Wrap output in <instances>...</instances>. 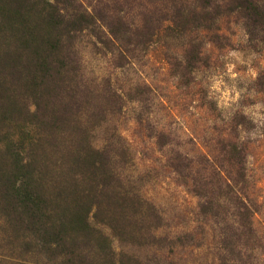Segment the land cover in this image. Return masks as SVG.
<instances>
[{"label":"rangeland","instance_id":"1","mask_svg":"<svg viewBox=\"0 0 264 264\" xmlns=\"http://www.w3.org/2000/svg\"><path fill=\"white\" fill-rule=\"evenodd\" d=\"M82 1L128 34L43 43L46 4L23 27L0 0V264H264V22L185 0L163 31L175 1Z\"/></svg>","mask_w":264,"mask_h":264},{"label":"trees","instance_id":"2","mask_svg":"<svg viewBox=\"0 0 264 264\" xmlns=\"http://www.w3.org/2000/svg\"><path fill=\"white\" fill-rule=\"evenodd\" d=\"M41 3H45L47 9L42 12L39 17L37 25H45L46 31L49 32L48 28L55 29V35L61 38L62 32L69 33L72 31H79L81 27L91 28L93 31L97 27H104L106 38L102 40L99 37V40L104 43L107 47L115 46V43L122 39V37L130 31L129 25L125 22L124 16L114 17L109 14L107 9L103 8H87L84 5L82 0H39ZM175 1L176 11L172 12V14L167 13L164 18H162V22L166 23L163 27L164 30L173 29V26L176 22L179 21L178 18L181 16L186 20L189 19V16L184 14V8L182 7L183 0L180 2L179 0H171ZM7 2H11L15 5V9L13 11L14 20H18L23 23V27L28 25V17L32 14V8L34 5L36 6L38 3H31V0H7ZM179 5V6H177ZM77 7L76 13L70 14L69 7ZM226 8L229 12L236 13L242 12L245 14V17L251 22L252 25H256V23L261 24L264 22V0H195V14H198L199 19H206L209 21H213L217 15V11L222 8ZM170 14V17L168 16ZM186 16V17H185ZM32 17V16H31ZM24 18V20H23ZM157 21V20H155ZM21 23V24H22ZM174 23V24H173ZM161 22L157 28H151L150 24L144 25V29L146 28L144 34H148L153 37L159 31L161 27ZM13 25V24H12ZM35 29H39L38 27H33ZM29 28L24 31V35L28 33ZM30 33V32H29ZM40 34V40H44L43 43L46 42V37L49 34ZM45 56H41L42 62L44 61ZM42 64V63H41ZM41 66V65H40ZM100 154H102L100 152ZM229 188H233V185L227 184ZM233 207L236 209L237 223L236 227L237 234L239 235V239L245 238L248 242L251 239L256 237V230L253 226V215L256 212L255 208H252L250 205L246 203L243 199H239L235 202L233 201ZM210 204V202L208 203ZM252 248H254L252 246ZM234 250V249H233Z\"/></svg>","mask_w":264,"mask_h":264}]
</instances>
